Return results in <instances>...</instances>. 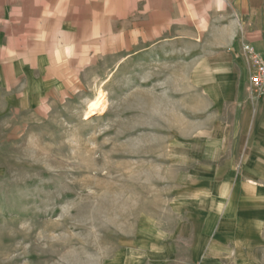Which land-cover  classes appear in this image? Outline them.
Returning a JSON list of instances; mask_svg holds the SVG:
<instances>
[{
  "label": "rangeland",
  "instance_id": "374dc122",
  "mask_svg": "<svg viewBox=\"0 0 264 264\" xmlns=\"http://www.w3.org/2000/svg\"><path fill=\"white\" fill-rule=\"evenodd\" d=\"M205 4L0 0V264H264V104L205 129L165 39Z\"/></svg>",
  "mask_w": 264,
  "mask_h": 264
},
{
  "label": "crops",
  "instance_id": "0c3cea01",
  "mask_svg": "<svg viewBox=\"0 0 264 264\" xmlns=\"http://www.w3.org/2000/svg\"><path fill=\"white\" fill-rule=\"evenodd\" d=\"M205 3L204 10L187 22L190 34L176 33L165 39L178 43L181 38H189L198 50L192 58L188 80L194 82L197 98L194 107L196 114L206 118L202 122L205 129L224 127L220 120L224 104L233 107L235 127L252 125L251 119L263 109L264 99L252 100L248 91L249 64L243 56L242 44L251 45L264 57V0H205Z\"/></svg>",
  "mask_w": 264,
  "mask_h": 264
},
{
  "label": "built area",
  "instance_id": "2783aa9c",
  "mask_svg": "<svg viewBox=\"0 0 264 264\" xmlns=\"http://www.w3.org/2000/svg\"><path fill=\"white\" fill-rule=\"evenodd\" d=\"M242 45L243 56L249 64L248 91L252 100L264 99V57L251 45Z\"/></svg>",
  "mask_w": 264,
  "mask_h": 264
},
{
  "label": "bare ground",
  "instance_id": "6f19581e",
  "mask_svg": "<svg viewBox=\"0 0 264 264\" xmlns=\"http://www.w3.org/2000/svg\"><path fill=\"white\" fill-rule=\"evenodd\" d=\"M104 96L105 95H103V93H100L97 99L89 104V110L91 115H95L104 106Z\"/></svg>",
  "mask_w": 264,
  "mask_h": 264
}]
</instances>
